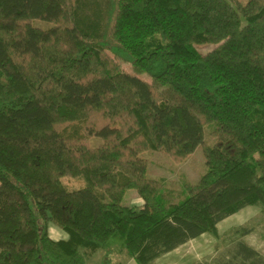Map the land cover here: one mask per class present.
Instances as JSON below:
<instances>
[{
  "label": "trees",
  "instance_id": "trees-1",
  "mask_svg": "<svg viewBox=\"0 0 264 264\" xmlns=\"http://www.w3.org/2000/svg\"><path fill=\"white\" fill-rule=\"evenodd\" d=\"M205 127L195 184L147 176V151L184 162ZM248 207L264 210V0H0V264H88L112 238L152 264ZM234 256L263 261L243 241Z\"/></svg>",
  "mask_w": 264,
  "mask_h": 264
},
{
  "label": "rangeland",
  "instance_id": "rangeland-1",
  "mask_svg": "<svg viewBox=\"0 0 264 264\" xmlns=\"http://www.w3.org/2000/svg\"><path fill=\"white\" fill-rule=\"evenodd\" d=\"M35 25L43 27L44 25L34 22ZM196 50L200 54H207L213 49L210 45H196ZM119 64L121 70L125 73H133L130 64L113 57ZM139 78L150 82V76L143 74ZM210 127L204 129V145L188 157L184 162L173 163L171 159L162 150H149L144 154L147 160V176L155 180H163L167 187L172 191H180L184 182L195 184L206 172L204 147L212 146L214 140L210 136ZM91 145L96 147L101 143L98 138L90 141ZM64 183L69 188L83 187L85 183L80 179L64 178ZM178 199V198H176ZM122 205L128 207L140 208L143 201L134 190L128 191L122 201ZM246 231L247 235L242 236ZM219 237L206 235L196 240L192 245L191 251L195 257L191 261L204 264H244L241 259L234 256L236 243L245 242L249 247L255 249L262 256L264 264V210L259 207H248L236 215L228 218L218 226ZM50 237L54 241H68L70 236L56 228L50 226ZM111 248L108 251L98 250L90 253L88 264H128L129 259L122 253L121 242L117 238L110 240ZM153 264V263H152ZM245 264H251L250 261Z\"/></svg>",
  "mask_w": 264,
  "mask_h": 264
},
{
  "label": "crops",
  "instance_id": "crops-1",
  "mask_svg": "<svg viewBox=\"0 0 264 264\" xmlns=\"http://www.w3.org/2000/svg\"><path fill=\"white\" fill-rule=\"evenodd\" d=\"M210 235V234H204L201 237L191 240L188 243L184 244L183 246L179 247L178 249L163 255L159 259L153 262V264H193L194 261H191L195 255L193 254V251H191V248H193V244L196 240H199L200 238ZM128 264H136L134 260L129 259Z\"/></svg>",
  "mask_w": 264,
  "mask_h": 264
}]
</instances>
